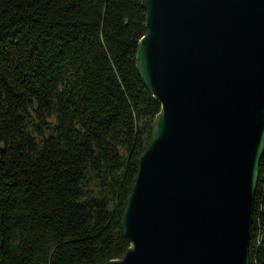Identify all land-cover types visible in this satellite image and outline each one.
Masks as SVG:
<instances>
[{"label": "trees", "instance_id": "obj_1", "mask_svg": "<svg viewBox=\"0 0 264 264\" xmlns=\"http://www.w3.org/2000/svg\"><path fill=\"white\" fill-rule=\"evenodd\" d=\"M140 0H0V264H104L160 104ZM249 264H264V152Z\"/></svg>", "mask_w": 264, "mask_h": 264}, {"label": "water", "instance_id": "obj_2", "mask_svg": "<svg viewBox=\"0 0 264 264\" xmlns=\"http://www.w3.org/2000/svg\"><path fill=\"white\" fill-rule=\"evenodd\" d=\"M135 66L160 104L104 264H249L264 152V0H140Z\"/></svg>", "mask_w": 264, "mask_h": 264}]
</instances>
